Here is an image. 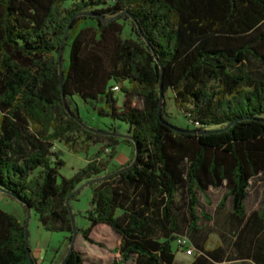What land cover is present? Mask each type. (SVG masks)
<instances>
[{"label": "trees", "instance_id": "16d2710c", "mask_svg": "<svg viewBox=\"0 0 264 264\" xmlns=\"http://www.w3.org/2000/svg\"><path fill=\"white\" fill-rule=\"evenodd\" d=\"M88 21L97 27L83 28ZM128 21L137 38L124 37ZM252 61L264 65V0H0V192L36 212L46 231L73 237L71 202L89 181L92 227L76 226L84 240L106 225L122 239L121 263L183 264L178 239L198 242L201 221H211L199 213L201 197L225 190L218 211L230 203L239 222H257L253 254L236 242L238 256L264 264V71L250 72ZM162 83L194 129L170 122L166 102L162 123ZM74 97L129 126L132 164L105 176L103 147L60 181L56 142L72 147L82 135L111 148L112 160L121 144L89 129ZM258 188L259 210L249 214ZM27 220L0 208V264H31ZM204 243L192 264L222 262ZM60 264L86 263L73 249Z\"/></svg>", "mask_w": 264, "mask_h": 264}, {"label": "rangeland", "instance_id": "374dc122", "mask_svg": "<svg viewBox=\"0 0 264 264\" xmlns=\"http://www.w3.org/2000/svg\"><path fill=\"white\" fill-rule=\"evenodd\" d=\"M69 6H71V4H68V7ZM124 25V37L137 38L135 32L132 30L131 23L128 21L125 22ZM85 27H97V23L88 21L83 26V28ZM70 55L71 43L68 44L64 53V68H68L69 66ZM247 68L250 72L257 73L264 71V65L256 61L248 63ZM116 96L119 100V105H122L125 100L124 93L118 92ZM165 102L166 114L170 122L181 128L194 129L186 113L178 108L175 102V94L172 91L167 93ZM71 106L73 110H78L81 119L89 129L103 133L109 132L114 135L115 139L120 141L121 144L117 147V157L112 160L110 158L112 152L111 148H107V145L104 144H95L94 142L87 141L82 135H76L74 137L75 143L72 147L61 142H56L53 151L58 159L65 162V166L60 168V181L62 177L72 178L75 176L80 170L87 166L88 162L91 161L103 147H105V154L102 159L109 164L105 176L117 172L135 161V145L128 138L129 126L126 123L111 118L101 117L93 105L85 103L79 97H74L72 99ZM96 106L101 107L102 105L98 104ZM53 161L56 163L57 159L54 158ZM80 188L82 189L81 194L75 201L71 202V208L75 215V224L77 228L80 230H87L92 227V223L86 218V215L92 208L93 187L89 185V181H85ZM221 196V191H211L207 197H201V210L199 213L203 211L211 218V221H201V232L196 237L198 239L199 236L203 237L206 235L211 246H215L216 243L220 241L215 221L221 219L222 215V212L217 210V203L221 199ZM262 198L263 189H253L248 204L250 212L259 206ZM179 201V203L182 204L181 196H179ZM256 202L258 205H255ZM0 208L16 215L22 221L26 220L28 216L21 205L4 196L2 192H0ZM29 235L33 257L36 259L37 264H60L71 246H73L74 250L82 254L86 264L121 263V256L118 250L122 244V239L106 225H98L92 228L90 239L93 242L84 240L80 233L77 234L74 240L73 237L66 233L46 231L40 224L39 216L33 211L29 221ZM174 250L177 254V262H182V260L190 261L192 258L190 256L195 258L198 255L196 252H193L191 255L186 249L178 248L176 244ZM128 264H135V262L133 261Z\"/></svg>", "mask_w": 264, "mask_h": 264}, {"label": "crops", "instance_id": "0c3cea01", "mask_svg": "<svg viewBox=\"0 0 264 264\" xmlns=\"http://www.w3.org/2000/svg\"><path fill=\"white\" fill-rule=\"evenodd\" d=\"M211 191H219V192L221 191L222 192L221 199L225 194V190L210 189L208 195L210 194ZM221 199L217 203V210H218V205L221 202ZM255 205H258V203L256 202ZM258 210H259V206L255 208L253 211H258ZM251 212H249V214ZM256 223H257L256 221H252L249 219L245 220L242 223L239 222L237 219L233 217L232 207L231 204L229 203L226 209L222 211L221 219L215 221L218 230V238L220 239V241H218L215 246H211L207 236L205 235L203 237L200 236L198 238V242L193 243V236H191L190 248L192 250H196V248L199 247V245H201L202 241L204 240L205 243L203 245L207 244L208 251H213L214 253L222 257V262L220 263L215 262V264H255L252 257L238 256L237 250L234 245L236 242H240V243L242 242L244 244L251 245L249 247L250 248L249 250L252 251L253 254L256 248L255 247L256 236L253 233V231H251V229L254 228ZM190 257H192L190 261L182 260V262H178V263L192 264L195 258H193V256Z\"/></svg>", "mask_w": 264, "mask_h": 264}, {"label": "water", "instance_id": "95a60500", "mask_svg": "<svg viewBox=\"0 0 264 264\" xmlns=\"http://www.w3.org/2000/svg\"><path fill=\"white\" fill-rule=\"evenodd\" d=\"M70 33V29L68 31V34ZM66 42V39L62 45V52H61V58L63 57V54H64V44ZM63 82H64V74L61 73V83L63 85ZM161 101H160V111H159V115H160V119L162 121V123L165 124L164 120H163V117H162V111H163V105H164V102H165V93H164V86H163V83L161 85ZM95 132H98V131H95ZM136 149L138 150V146L136 144ZM137 154H138V151H137ZM68 204H70V201H68ZM29 209V214H28V220H27V225H26V237H27V247H28V253H29V257H30V263L31 264H35L34 261H33V258H32V254H31V249H30V235H29V221H30V217H31V210L30 208L28 207ZM72 220H73V226H74V236H73V239L75 240L76 237H77V231H76V224H75V217H74V214L72 213ZM73 250V246H71L70 248V253L72 252Z\"/></svg>", "mask_w": 264, "mask_h": 264}, {"label": "built area", "instance_id": "2783aa9c", "mask_svg": "<svg viewBox=\"0 0 264 264\" xmlns=\"http://www.w3.org/2000/svg\"><path fill=\"white\" fill-rule=\"evenodd\" d=\"M114 92H120V88L118 86H116L114 89H113ZM177 246L178 248H183V249H186L190 254H192L193 252H195L194 250H192L190 248V241L187 237H181L178 239L177 241Z\"/></svg>", "mask_w": 264, "mask_h": 264}]
</instances>
